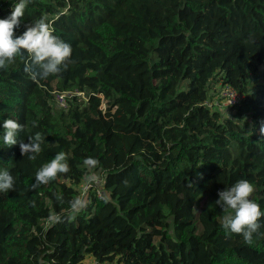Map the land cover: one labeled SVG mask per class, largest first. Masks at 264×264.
Wrapping results in <instances>:
<instances>
[{"label":"trees","instance_id":"16d2710c","mask_svg":"<svg viewBox=\"0 0 264 264\" xmlns=\"http://www.w3.org/2000/svg\"><path fill=\"white\" fill-rule=\"evenodd\" d=\"M16 2L0 0V18ZM41 18L71 63L35 80L27 54L0 68V137L8 118L25 126L18 141L45 137L35 160L0 139V170L15 178L0 192V264H264V216L248 243L215 204L247 179L264 212V0H30L15 35ZM226 85L243 96L221 109ZM64 90L86 99L55 109ZM61 151L70 171L32 189ZM87 157L103 183L73 218Z\"/></svg>","mask_w":264,"mask_h":264},{"label":"clouds","instance_id":"9594fccd","mask_svg":"<svg viewBox=\"0 0 264 264\" xmlns=\"http://www.w3.org/2000/svg\"><path fill=\"white\" fill-rule=\"evenodd\" d=\"M30 0H17L11 5L9 15L0 18V68H7L14 63L16 58L27 54L28 62L25 71L32 79H46L49 75H56L68 68L71 63V45L54 34V28L44 18L38 19L31 24L25 25V30L20 35H15V30L21 26L25 9ZM255 42L254 40L252 41ZM2 139L5 146L11 147L19 144L22 156H27L29 160H35L42 151L41 145L45 142V137L36 132L24 140L17 139L18 134L25 130V126L17 120L8 118L2 123ZM35 127V122H33ZM259 133L264 136V121H261ZM99 160L94 157H87L83 164L88 170L84 176V182L89 187L99 183V177L94 171L99 167ZM70 171L67 162V154L58 152L47 163L43 164L35 173V182L32 189L40 185L48 184L59 174H66ZM127 183V182H125ZM15 178L8 170H0V192H7L14 189ZM254 186L247 179H240L228 188L218 191V199L215 204L224 209L229 214L225 215L222 227L226 233L243 236L244 240L251 243L253 234L260 228L259 220L264 216L260 205L251 199ZM62 200V197H57ZM104 203L109 202L107 194H102ZM70 211L72 217L79 214L88 205V200L84 195L71 200ZM51 224L62 222L61 215L49 217Z\"/></svg>","mask_w":264,"mask_h":264},{"label":"built area","instance_id":"2783aa9c","mask_svg":"<svg viewBox=\"0 0 264 264\" xmlns=\"http://www.w3.org/2000/svg\"><path fill=\"white\" fill-rule=\"evenodd\" d=\"M74 94L80 95L84 98L86 97L85 92L82 90H64V91L55 92L54 99L59 101L63 105H67V98H71V96ZM218 94L221 97V100L220 101L214 100V102L215 104H217L218 108H221V109L224 107L226 108V107L239 103L243 96L239 91H237L230 85H226L220 88L218 90ZM211 104H212L211 102L208 103V105H211ZM88 187L89 186H87V188ZM92 264H104V263H100V262L93 260Z\"/></svg>","mask_w":264,"mask_h":264},{"label":"rangeland","instance_id":"374dc122","mask_svg":"<svg viewBox=\"0 0 264 264\" xmlns=\"http://www.w3.org/2000/svg\"><path fill=\"white\" fill-rule=\"evenodd\" d=\"M80 98H82V96H80ZM85 99H86V97H85ZM52 104L55 107V109H60V108H66L67 107V105H63L62 103H60L57 100H53L52 101ZM101 107H104V104L103 103H102ZM95 172H96V174L99 177V183L97 185L98 186H101V184L103 183V175L104 174L100 170H95ZM87 186L88 185L85 184L84 179H83V181L79 184L80 196L85 195V192L87 190ZM92 263H93V261H89V262H84L83 264H92Z\"/></svg>","mask_w":264,"mask_h":264},{"label":"crops","instance_id":"0c3cea01","mask_svg":"<svg viewBox=\"0 0 264 264\" xmlns=\"http://www.w3.org/2000/svg\"><path fill=\"white\" fill-rule=\"evenodd\" d=\"M93 260H94V258H93L92 256L87 255V256L84 258L83 263H84V262L93 261Z\"/></svg>","mask_w":264,"mask_h":264}]
</instances>
